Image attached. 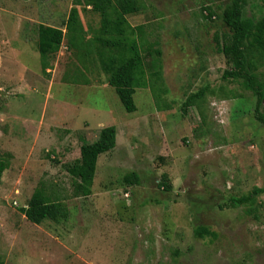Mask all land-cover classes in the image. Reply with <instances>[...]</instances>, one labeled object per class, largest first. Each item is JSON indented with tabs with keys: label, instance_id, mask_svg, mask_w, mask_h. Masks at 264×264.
Returning a JSON list of instances; mask_svg holds the SVG:
<instances>
[{
	"label": "rangeland",
	"instance_id": "rangeland-1",
	"mask_svg": "<svg viewBox=\"0 0 264 264\" xmlns=\"http://www.w3.org/2000/svg\"><path fill=\"white\" fill-rule=\"evenodd\" d=\"M139 2L128 21L159 43L169 94L157 105L139 89L128 114L94 50L80 61L64 37L42 72L38 27L66 34L73 0H0V153L14 157L0 183V264H264V193L253 206H231L264 189L257 99L242 80L223 79L231 67L216 48L230 35L222 17L232 0ZM241 8L245 19L264 16L263 0ZM78 9L86 43L101 18ZM244 48L264 85V54ZM207 86L199 106L183 110ZM108 127L116 148L99 158L92 195L75 198L65 167ZM133 173L139 184L126 185ZM164 175L170 192L159 187ZM41 187L65 203L66 221L37 226L22 215ZM198 228L213 236L197 238Z\"/></svg>",
	"mask_w": 264,
	"mask_h": 264
},
{
	"label": "trees",
	"instance_id": "trees-1",
	"mask_svg": "<svg viewBox=\"0 0 264 264\" xmlns=\"http://www.w3.org/2000/svg\"><path fill=\"white\" fill-rule=\"evenodd\" d=\"M241 4L242 0H232L225 9L222 22L230 35L225 37L222 43L216 38V48L231 67L225 72L223 79L243 81L244 90L252 92L257 99L254 118L264 126V115L260 113V107L264 102V85L250 73L252 66L244 48L246 44L249 49L264 54V16L258 20L245 19ZM81 6L91 8L92 12L101 18L96 36L86 43L78 9ZM141 10L139 0H73V8L65 26L66 34L59 28L42 25L38 27V53L43 74L50 70L51 61L61 50L66 37L69 47L80 61L94 50L98 66L106 76L107 85L115 89L128 114L138 111L134 97L139 89L149 90L157 105L160 104L163 97L169 94V90L163 77L159 43H150L147 40L146 25L133 27L128 21V16L137 15ZM208 11L205 19H212L213 14L210 9ZM209 92L210 88L207 86L190 95L183 104V110L198 107ZM116 145L117 129L104 128L100 131L97 141L81 147L80 159L65 167L66 172L75 180L73 191L75 198H88L92 195L98 160L102 155L112 152ZM13 158L11 153H0V183L4 173L11 167ZM139 181L135 173L124 178L125 184L129 186H136ZM159 187L166 192L172 190L166 175L162 177ZM263 193L264 189H255L241 198H232L231 206L234 208L253 206L257 197ZM21 213L28 222L37 226L45 221L59 223L69 218V210L65 203L52 200L42 187L34 192L26 208L21 209ZM195 236L204 239L213 235L205 228H198Z\"/></svg>",
	"mask_w": 264,
	"mask_h": 264
},
{
	"label": "crops",
	"instance_id": "crops-1",
	"mask_svg": "<svg viewBox=\"0 0 264 264\" xmlns=\"http://www.w3.org/2000/svg\"><path fill=\"white\" fill-rule=\"evenodd\" d=\"M131 25V24H130ZM132 26V25H131ZM134 27V26H133ZM54 28V27H53Z\"/></svg>",
	"mask_w": 264,
	"mask_h": 264
}]
</instances>
